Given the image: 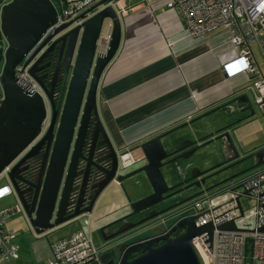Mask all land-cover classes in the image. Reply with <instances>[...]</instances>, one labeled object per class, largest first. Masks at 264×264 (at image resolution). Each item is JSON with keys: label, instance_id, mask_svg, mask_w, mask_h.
<instances>
[{"label": "water", "instance_id": "water-1", "mask_svg": "<svg viewBox=\"0 0 264 264\" xmlns=\"http://www.w3.org/2000/svg\"><path fill=\"white\" fill-rule=\"evenodd\" d=\"M109 1L99 0L54 27L33 50L47 27L56 21L54 0H8L1 5L0 32L6 46L0 71V172L6 169L28 234L64 232L63 236L69 237L76 227L104 219L99 227L104 243L98 264H205L192 237L207 231L211 241V222L197 225L195 216L189 215L162 231L164 222L154 220L203 191L264 163V146L249 152L241 146L244 138L239 140L236 133L254 118V105L243 93L187 122L144 137L136 144L143 154L136 156L135 162L144 161L124 171L119 164L118 140L101 118L97 102L100 78L121 41V12ZM109 21V46L105 52L95 54L100 31ZM25 56L23 67L40 82L42 91L29 90L15 74ZM48 56L53 58L51 70L47 76L39 75ZM57 66L64 71V84L54 77ZM226 105L233 107L227 109L228 113L222 111ZM215 110L221 112L202 118ZM223 119L222 126L211 129ZM182 126L185 131L177 136ZM190 129L191 135L183 137ZM206 137L210 139L190 147ZM214 140L218 144L210 145L208 151L201 150ZM195 153L197 157L192 160ZM245 163L249 164L236 170ZM221 171L230 173L189 195L176 196L181 188L164 194L178 183L205 184L208 177ZM138 172H144L145 178L132 183L130 180L131 189H148L149 193L135 200L127 196L125 204L106 209L115 186L127 194L129 185L125 180ZM167 198L169 203L162 208L142 218H132ZM114 202L118 200L109 204ZM182 225H186L184 231L171 235ZM217 227L236 225L228 220ZM250 250L251 246L246 247V251Z\"/></svg>", "mask_w": 264, "mask_h": 264}, {"label": "crops", "instance_id": "crops-1", "mask_svg": "<svg viewBox=\"0 0 264 264\" xmlns=\"http://www.w3.org/2000/svg\"><path fill=\"white\" fill-rule=\"evenodd\" d=\"M117 6L121 10V41L100 78L97 102L101 118L114 133L118 146L129 145L135 157H141L136 147L139 140L187 122L243 93H247L255 109L254 118L245 125L258 126L244 133L247 136L241 146L249 152L264 146V114L259 118L262 113L248 87L250 77L242 70L225 68L234 49L223 29L194 38L182 27L180 12L168 7L165 0H117ZM142 162L140 159L137 165ZM126 181L127 194L115 186L110 201L118 202L110 205L107 199L106 209L125 204L127 196L131 200L140 197L131 189L130 180ZM14 214L4 224L16 233L19 256L14 259L22 257V264L27 260L30 264H47L50 241L64 232L28 234L21 217ZM104 221L95 219L76 228L90 232L94 243L101 246L104 241L99 227ZM22 242L30 243L24 255L20 253Z\"/></svg>", "mask_w": 264, "mask_h": 264}, {"label": "built area", "instance_id": "built-area-1", "mask_svg": "<svg viewBox=\"0 0 264 264\" xmlns=\"http://www.w3.org/2000/svg\"><path fill=\"white\" fill-rule=\"evenodd\" d=\"M96 1L54 0L56 21L47 27L32 50L54 27L76 17ZM108 3L116 5L114 0ZM165 3L180 12L182 27L194 38L202 37L217 28L226 32L234 55L225 68L242 70L249 75L248 87L252 90L256 105L264 114V0H165ZM111 23L107 22L101 29L95 54L107 50L112 34ZM253 43H257L261 49L263 66L254 55ZM26 58L27 56L17 64L15 74L29 90L39 91V83L28 72L27 67H23ZM1 98L0 92V102ZM118 155L122 167H129L136 161L129 145L121 146ZM11 192L9 183L0 185V199ZM248 199L252 200V205L245 208L244 202ZM20 211L18 202L0 209V259L19 256L16 233L7 229L4 224L7 217ZM189 215L195 216L197 225L207 222L214 225L211 241H208L207 231L192 237L205 264H249V259L251 264H264V229H259L264 225V163L203 191L166 215L155 218L154 222L164 221L166 216H175L177 221ZM228 220H232L236 227H217V224ZM185 227L186 225H182L176 234L184 231ZM249 246L251 250L246 251ZM102 247L94 243L90 232L75 228L69 237L60 236L50 241L48 264L98 263Z\"/></svg>", "mask_w": 264, "mask_h": 264}, {"label": "rangeland", "instance_id": "rangeland-1", "mask_svg": "<svg viewBox=\"0 0 264 264\" xmlns=\"http://www.w3.org/2000/svg\"><path fill=\"white\" fill-rule=\"evenodd\" d=\"M0 39H1V48H0V71H1V67H2V64H3V50H4V47L6 46V40H5V38H4V36L1 34V32H0ZM252 48H253V50H254V52H255V55H256V58H257V60H258V62H259V64L261 65V66H263V59H262V53H261V49H260V47H259V45L257 44V43H253L252 44ZM0 89H1V86H0ZM221 111L220 110H215V111H212L210 114H208V115H206V116H203L202 118H208V117H210V116H214V115H216V114H218V113H220ZM225 113H228V110H225ZM227 117H228V115L226 116V119H227ZM259 118H263V114H262V116L261 117H259ZM259 118H258V120H259ZM201 119V118H200ZM224 124V119L222 120V121H220V122H217V123H215V125L213 124L212 125V128L211 129H213V128H217V127H220V126H222ZM258 126V125H257ZM256 126V127H257ZM187 127V126H186ZM256 127H252V126H250V125H242V126H240V128H238L237 129V131H236V133H237V136H238V139L239 140H241V139H243V138H246V134H244V133H246V131L247 132H250V131H253ZM181 130H185V127L184 126H182V127H180L179 129H177V136H182V133L180 132ZM192 132V129H190L188 132L186 131L185 133H186V135H184L183 137H185V136H188V135H191L190 133ZM249 134V133H248ZM193 135V137H196V135L193 133L192 134ZM214 144H218V141L217 140H214V141H212V142H210V143H208V144H205L203 147H202V151H208V149H209V147H210V145H214ZM140 154L142 155L143 153L141 152V151H139V156H140ZM138 157V156H137ZM197 157V155H196V153L194 154V156L191 158L192 160H195V158ZM142 160V159H141ZM144 161V160H143ZM140 162V160H138L134 165H132V166H129V167H125L124 168V171H128V170H130V169H133V168H135L136 166H138L137 165V163H139ZM180 162H182V163H184V161L182 160V159H180ZM249 164V163H248ZM247 163H245L244 165H242L238 170H240V169H242V168H244L245 166H247L248 165ZM230 172L229 171H221V172H219V173H216V174H214V175H212L211 177H208L207 179H206V184H210V183H212V182H214V181H216V180H218V179H220V178H224L225 176H227L228 174H229ZM139 178H145V174H144V172H138V173H136V174H134V176H132V177H130V178H128V179H126V180H131V183H132V181L133 180H136V179H139ZM125 180V181H126ZM178 181V180H177ZM126 182H128V181H126ZM6 183H9V178H8V175L6 174V172L5 171H2V172H0V185H2V184H6ZM196 186L195 185H191V186H185L182 190H181V192L178 194V195H176V196H179V195H183V194H186V195H189V194H191V192L193 191V189L195 188ZM135 191V190H134ZM136 194H141L140 195V197L141 196H143V195H145V194H147L146 193V191H144L143 192V189H138V190H136ZM139 192H143V193H139ZM149 193V192H148ZM130 196H131V194H130ZM175 196V197H176ZM139 198V197H138ZM169 198H167V199H165L164 201H166V202H168L167 200H168ZM17 201V199H16V197L14 196V194L11 192L10 194H8V195H6V196H4L1 200H0V209H4V208H6V207H8V206H10V205H12L13 203H15ZM249 205H252V200L251 199H248L247 200V202H244V207L245 208H248V206ZM15 215V214H14ZM16 216H20L21 217V222H22V224H23V222H24V218H23V214L21 213V212H17V214L15 215V217ZM8 218V217H7ZM11 218H14V216H12V217H10L9 219H7V221L8 220H10ZM85 224H88V223H85ZM89 225V224H88ZM23 227H24V225H23ZM11 230V229H10ZM25 231V230H24ZM27 239H24V241H26ZM17 241V240H16ZM20 244H22V247H21V251H20V253L21 254H26L27 252H29V249H30V243H24V242H22V243H20ZM19 252V251H18ZM23 258L21 257L20 259H4V258H1L0 259V264H22V262H21V260H22ZM25 264H30L29 263V261L27 260L26 262H25ZM42 264H44V263H42ZM48 264V263H47Z\"/></svg>", "mask_w": 264, "mask_h": 264}, {"label": "flooded vegetation", "instance_id": "flooded-vegetation-1", "mask_svg": "<svg viewBox=\"0 0 264 264\" xmlns=\"http://www.w3.org/2000/svg\"><path fill=\"white\" fill-rule=\"evenodd\" d=\"M8 0H0V7H1V5L3 4V3H5V2H7ZM99 0H97L95 3H97ZM114 1H116V0H114ZM94 3V4H95ZM93 4V5H94ZM116 5H117V1H116ZM118 9H119V11L121 12V10H120V8H119V6H118ZM90 14V13H89ZM69 21V20H68ZM63 24V23H62ZM52 32V31H51ZM50 32V33H51ZM40 43V42H39ZM44 68H43V71H41V72H38L39 73V75H45V76H47L49 73H48V71L49 70H51L50 69V66H51V64H52V62H53V58L52 57H50V56H48V57H46L45 59H44ZM24 63V62H23ZM64 71L62 70V69H60V67L59 66H57L56 68H55V70H54V77L56 78V80L57 81H62V84H64ZM62 76H63V79H62ZM45 79H47V78H43V80H45ZM37 80V79H36ZM41 81V80H40ZM37 82H38V80H37ZM39 83V85H40V82H38ZM39 91H42L41 90V87H40V90ZM231 108H233L231 105H226L225 107H223V109L222 110H227V109H231ZM188 132V131H187ZM205 133V132H204ZM210 138L209 137H206V138H204V139H201V140H199L198 142H196V143H193L192 145H190V147H192V146H196L197 144H200V143H202V142H205V141H207V140H209ZM21 156V155H20ZM239 169V167L236 169V170H238ZM235 170V171H236ZM3 171H5L6 172V170H3ZM199 177H197V178H195L194 180H197ZM175 182V181H174ZM190 182H192V181H188V182H183V183H178V184H176L175 186H173L172 188H170L169 190H167L166 192H164V194H166V193H168V192H171V191H174V190H179V188H181V189H183L186 185H188V184H190ZM208 184H202V185H200V186H196L194 189H193V191H192V193L193 192H195V191H197V190H199V189H202L203 187L205 188V186H207ZM191 186V185H190ZM177 194V193H176ZM164 202H166V201H164V200H162L161 202H159V203H157V204H155V205H153V206H150L148 209H146V210H143L142 212H140V214L138 213L137 215H135L134 217H132V218H135V219H139V218H142L147 212H151L152 210H154V209H158V208H162L163 207V205H164ZM156 206V207H155ZM170 211V210H169ZM168 211V212H169ZM168 212H164V213H162V214H159V216L158 217H162V216H164V215H166ZM158 217H156V218H158ZM175 221H176V217L175 216H172V219L171 218H168V216H166L165 218H164V221H162V222H164V224H165V226L164 227H162L163 229H162V231H164V230H168L169 229V227L172 225V224H174L175 223ZM180 228H181V226H178L172 233H171V235H175L179 230H180Z\"/></svg>", "mask_w": 264, "mask_h": 264}, {"label": "trees", "instance_id": "trees-1", "mask_svg": "<svg viewBox=\"0 0 264 264\" xmlns=\"http://www.w3.org/2000/svg\"><path fill=\"white\" fill-rule=\"evenodd\" d=\"M212 108V107H211ZM210 109V108H209Z\"/></svg>", "mask_w": 264, "mask_h": 264}]
</instances>
